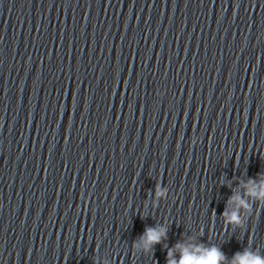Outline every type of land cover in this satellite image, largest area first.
<instances>
[{"label": "water", "instance_id": "water-1", "mask_svg": "<svg viewBox=\"0 0 264 264\" xmlns=\"http://www.w3.org/2000/svg\"><path fill=\"white\" fill-rule=\"evenodd\" d=\"M261 172L264 0H0V264H166L165 221L264 254V201L221 217Z\"/></svg>", "mask_w": 264, "mask_h": 264}, {"label": "clouds", "instance_id": "clouds-1", "mask_svg": "<svg viewBox=\"0 0 264 264\" xmlns=\"http://www.w3.org/2000/svg\"><path fill=\"white\" fill-rule=\"evenodd\" d=\"M198 137H192V144H196ZM233 181H229V187ZM244 189L243 195L237 190H233L228 197L224 211L221 214L225 230L231 226L232 230H245L247 221L253 215V205H258L264 201V172L258 173L255 178L249 177L246 181L239 179L236 189ZM152 207L155 209L159 206L160 201L169 197V188L162 186L158 181L155 189L149 191ZM250 198L253 204L249 203ZM147 200L145 208H147ZM231 207V211L229 208ZM241 209L249 213L245 218L241 215ZM169 225L167 221L156 223L155 226H146L143 233L132 243L133 252H142L144 254L153 253L155 245L162 244L167 250L166 264H264V254L258 249L246 246L242 251L235 252L228 257L220 246L215 244H205L199 241L198 236H187L186 239L178 240L174 245L169 247L165 241L168 239ZM199 233H202V229ZM179 253V259L176 258ZM94 264H99L94 260ZM107 264V261L104 262Z\"/></svg>", "mask_w": 264, "mask_h": 264}]
</instances>
